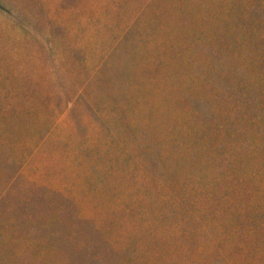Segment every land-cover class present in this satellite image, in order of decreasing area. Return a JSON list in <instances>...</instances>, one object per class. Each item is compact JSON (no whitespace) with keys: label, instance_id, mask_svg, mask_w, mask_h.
Instances as JSON below:
<instances>
[{"label":"rangeland","instance_id":"obj_1","mask_svg":"<svg viewBox=\"0 0 264 264\" xmlns=\"http://www.w3.org/2000/svg\"><path fill=\"white\" fill-rule=\"evenodd\" d=\"M0 264H264V0H0Z\"/></svg>","mask_w":264,"mask_h":264}]
</instances>
